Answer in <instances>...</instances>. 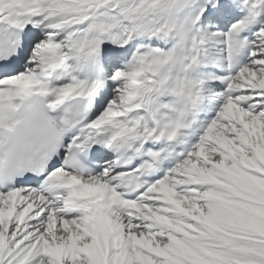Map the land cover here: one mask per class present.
<instances>
[{
  "label": "snow or ice",
  "instance_id": "1",
  "mask_svg": "<svg viewBox=\"0 0 264 264\" xmlns=\"http://www.w3.org/2000/svg\"><path fill=\"white\" fill-rule=\"evenodd\" d=\"M23 95L65 132L0 154V264H264V0H0V103Z\"/></svg>",
  "mask_w": 264,
  "mask_h": 264
},
{
  "label": "clouds",
  "instance_id": "2",
  "mask_svg": "<svg viewBox=\"0 0 264 264\" xmlns=\"http://www.w3.org/2000/svg\"><path fill=\"white\" fill-rule=\"evenodd\" d=\"M64 132L63 119L52 122L43 97L23 95L0 103V154L26 159L38 152L50 135L62 136Z\"/></svg>",
  "mask_w": 264,
  "mask_h": 264
},
{
  "label": "rangeland",
  "instance_id": "3",
  "mask_svg": "<svg viewBox=\"0 0 264 264\" xmlns=\"http://www.w3.org/2000/svg\"><path fill=\"white\" fill-rule=\"evenodd\" d=\"M219 65L220 62L210 60L203 67L197 69V71L193 73V76L206 78L211 74H219L221 71V67ZM199 94L202 95L200 104L203 106V112L201 114L195 113V107L193 104L195 97ZM195 97L190 100L185 107L183 123L186 127L179 130L176 140L172 142L175 143L177 148L181 151L184 149L190 150L198 142L203 129L211 122L212 119L215 118L219 108V101L212 98L210 90L207 86L203 87L198 93H196Z\"/></svg>",
  "mask_w": 264,
  "mask_h": 264
},
{
  "label": "bare ground",
  "instance_id": "4",
  "mask_svg": "<svg viewBox=\"0 0 264 264\" xmlns=\"http://www.w3.org/2000/svg\"><path fill=\"white\" fill-rule=\"evenodd\" d=\"M209 67V66H208ZM201 100H202V95L201 94H199L198 96H196L195 97V100H194V107H195V113H202L203 112V106L200 104V102H201ZM198 111H200V112H198Z\"/></svg>",
  "mask_w": 264,
  "mask_h": 264
}]
</instances>
